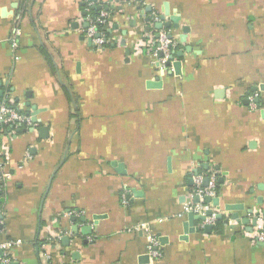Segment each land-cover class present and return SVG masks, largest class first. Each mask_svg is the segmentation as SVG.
<instances>
[{"label":"crops","instance_id":"obj_1","mask_svg":"<svg viewBox=\"0 0 264 264\" xmlns=\"http://www.w3.org/2000/svg\"><path fill=\"white\" fill-rule=\"evenodd\" d=\"M95 1L0 0V103L10 97L32 121L0 136V240L18 241L0 257L264 264L251 236L255 213L264 219V0H101L112 23L101 49L82 31L81 5ZM165 4L177 27L168 16L156 27ZM159 31L175 42L180 75L155 63ZM196 173L216 176L219 233L197 219L184 234ZM228 204L248 221L231 219Z\"/></svg>","mask_w":264,"mask_h":264},{"label":"built area","instance_id":"obj_2","mask_svg":"<svg viewBox=\"0 0 264 264\" xmlns=\"http://www.w3.org/2000/svg\"><path fill=\"white\" fill-rule=\"evenodd\" d=\"M85 10L88 11L89 7L85 8ZM81 19L84 23H87V26L82 30L84 32V35L88 39H90V41L96 48L101 49L102 47H105L107 43L112 42L110 38L109 39L105 38L104 32L99 30L97 27V24H105L108 31L111 30L112 23L110 22V15L107 10L101 9L99 11L98 16L95 17L94 19L89 15H84V17H82ZM18 34H20V30L16 29L15 35L17 36ZM157 34L158 35L154 40L156 46L153 50V54L155 58V63L158 66L159 71L163 72L165 69H168L167 61L175 45V42L170 38V36L166 31H159ZM248 99L251 105L255 107V105L252 102V97H248ZM31 122H32L31 117L29 115H26L22 110H20V108L14 104L13 100L10 97L4 99L0 103V125L2 123L10 124V125H15V124L30 125ZM1 134L2 132L0 128V136ZM7 157H8L7 151L4 148L0 147V170H1V176L3 178L8 177V173L5 172ZM205 176L208 178L206 185H204L203 183ZM205 176L199 173H196L195 175L192 176V180L194 183L193 190H191L188 193L189 200L184 205L185 213L193 212L195 214L204 216V220H202L201 223L202 226L205 224L213 225L216 221V215H217L211 201L209 202L204 201L205 197H209L210 199H212L217 196L216 176L214 173ZM0 190H1V184H0ZM195 197L198 198V201L194 200ZM143 228L149 234L147 235V239H148L147 247L151 257L154 259L160 258L162 256V251L160 249V244L158 239L155 238L154 235H151L148 232V227L146 225L143 226ZM254 228L255 229L251 234L252 238L258 242H264V219L260 214L256 216V224ZM51 237L53 239L60 238L58 234H55L53 236L51 235ZM17 243L18 241L0 240V250H2L3 253H7L8 249ZM8 262H9V258L6 257L5 255L0 257V264H7Z\"/></svg>","mask_w":264,"mask_h":264},{"label":"water","instance_id":"obj_3","mask_svg":"<svg viewBox=\"0 0 264 264\" xmlns=\"http://www.w3.org/2000/svg\"><path fill=\"white\" fill-rule=\"evenodd\" d=\"M89 1H94V0H89ZM146 9H149V7H146ZM165 16H168L169 19L174 22L173 27H177V24H178V21H179V17L177 15H174V14L170 15L169 9H168L167 5L165 4V8L163 10V14H161L159 16V22L156 24V27L157 28L160 29L163 24L165 26H167V27H170V23L169 22H164ZM86 26H87V23H85V27ZM183 31H184V34L180 37L181 41H185V35L187 33V28L185 27L183 29ZM157 35L158 34H156V36ZM189 50H190V47H186V51H189ZM176 55L179 58H181L183 56V51L176 52ZM169 65H172V69H173V71H174V73L176 75H180L181 74V60L180 59L179 60L178 59L175 60L174 59V54H171V53H170L169 58H168V61H167V66H169ZM147 86H149V87H158V86H160L159 79L157 78L155 81H148ZM113 164L116 165L115 163H113ZM116 167H117V170H118L119 173H121V174H124L125 173L124 167H123V165L121 163H119V164L117 163ZM220 180L221 179H219V181ZM207 181H208V178L205 177L204 180H203L204 185L207 184ZM194 200L195 201H198V198L195 197ZM204 201L205 202L212 201V203L215 206H218L219 205V199H218V197H214L212 199H210L209 197H205L204 198ZM241 208H242L241 205H236V204H230V205L228 204V205H225V209L226 210H233V213L231 215V219H233L236 222H242V223H244V222H247L248 219L247 218H244V217H240L239 214L236 212L238 209H241ZM248 213L249 214L252 213V210H249ZM257 214H258V212H256L255 215H254V217L252 218V225L253 226H255V224H256V216H257ZM96 217L97 216H94V218H96ZM216 218L217 219H221L222 218V215L221 214H217L216 215ZM82 219H84V218H82ZM197 219L198 220H204V216L203 215H199V214H195L193 212H188L187 213V220L185 222H183L184 234H187L188 231L191 232V231H193L195 229V227H194V220H197ZM225 222H227V220H225ZM196 229H198V227H196ZM203 229H204V231L210 233L211 230H212V225L211 224H205V225H203ZM73 230H76V228L74 227ZM247 230L248 231H251L252 230V227L248 228ZM260 245H264V242H261ZM9 264H17V263L16 262H10Z\"/></svg>","mask_w":264,"mask_h":264},{"label":"trees","instance_id":"obj_4","mask_svg":"<svg viewBox=\"0 0 264 264\" xmlns=\"http://www.w3.org/2000/svg\"><path fill=\"white\" fill-rule=\"evenodd\" d=\"M87 4L88 3H83L81 5V12H83L84 15H89L90 17H92L94 19L95 17L98 16L99 11L101 9H105V10H107L109 12V15L111 16V9H110L109 3H105V2H102L101 0H97L94 3H91L90 6L87 5ZM87 7H89L88 11L85 10V8H87ZM97 27H98L99 30L104 32L105 38L109 39L111 37V33L108 31V29L105 26V24H97ZM110 43H107L105 45V47L108 46V45H111ZM19 125H20V128L26 127V125H24V124H19ZM8 126H9V124L2 123L0 125L1 132L3 133L7 129ZM217 183L218 182H217V179H216V191H218V187H219V184H217ZM191 190H193V187L190 188V191ZM222 225H223L222 219H217L215 221L214 225H213L214 231L218 232V233L221 232L222 231Z\"/></svg>","mask_w":264,"mask_h":264}]
</instances>
